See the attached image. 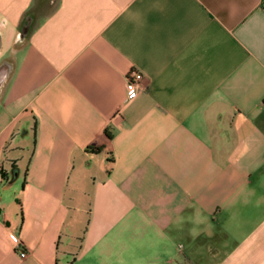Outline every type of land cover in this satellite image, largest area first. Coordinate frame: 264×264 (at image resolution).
<instances>
[{"label": "crops", "instance_id": "0c3cea01", "mask_svg": "<svg viewBox=\"0 0 264 264\" xmlns=\"http://www.w3.org/2000/svg\"><path fill=\"white\" fill-rule=\"evenodd\" d=\"M114 263L264 264V0H0V264Z\"/></svg>", "mask_w": 264, "mask_h": 264}, {"label": "built area", "instance_id": "2783aa9c", "mask_svg": "<svg viewBox=\"0 0 264 264\" xmlns=\"http://www.w3.org/2000/svg\"><path fill=\"white\" fill-rule=\"evenodd\" d=\"M142 79V74L137 70L132 69L128 72L126 75V95L128 99L136 97ZM16 249L18 250L20 257L26 256V250L20 244L16 246Z\"/></svg>", "mask_w": 264, "mask_h": 264}, {"label": "rangeland", "instance_id": "374dc122", "mask_svg": "<svg viewBox=\"0 0 264 264\" xmlns=\"http://www.w3.org/2000/svg\"><path fill=\"white\" fill-rule=\"evenodd\" d=\"M39 1H40V0H39ZM52 7H53V3H52V4H50V7H49V9H48V10H50ZM114 264H119V263H114Z\"/></svg>", "mask_w": 264, "mask_h": 264}, {"label": "water", "instance_id": "95a60500", "mask_svg": "<svg viewBox=\"0 0 264 264\" xmlns=\"http://www.w3.org/2000/svg\"><path fill=\"white\" fill-rule=\"evenodd\" d=\"M14 177V176H13Z\"/></svg>", "mask_w": 264, "mask_h": 264}]
</instances>
